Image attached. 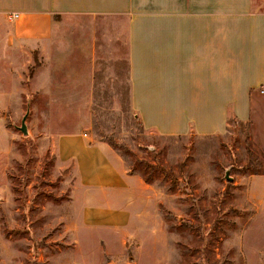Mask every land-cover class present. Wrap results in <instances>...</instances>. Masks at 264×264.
<instances>
[{"label":"rangeland","instance_id":"rangeland-1","mask_svg":"<svg viewBox=\"0 0 264 264\" xmlns=\"http://www.w3.org/2000/svg\"><path fill=\"white\" fill-rule=\"evenodd\" d=\"M127 23L74 15L54 17L47 36L0 28V264H264V84L244 119L229 108L222 131L189 119L158 131L131 97ZM73 132L107 143L148 185L130 227L83 222V188L56 153Z\"/></svg>","mask_w":264,"mask_h":264},{"label":"crops","instance_id":"crops-1","mask_svg":"<svg viewBox=\"0 0 264 264\" xmlns=\"http://www.w3.org/2000/svg\"><path fill=\"white\" fill-rule=\"evenodd\" d=\"M74 15L127 19L131 97L158 131L174 134L188 119L222 131L229 108L244 119L250 91L264 84V0H0V19L14 21L0 28L16 34L47 36L54 17ZM56 153L83 188L87 226L133 224L148 185L107 143L61 134Z\"/></svg>","mask_w":264,"mask_h":264},{"label":"water","instance_id":"water-1","mask_svg":"<svg viewBox=\"0 0 264 264\" xmlns=\"http://www.w3.org/2000/svg\"><path fill=\"white\" fill-rule=\"evenodd\" d=\"M27 117H28V113H26V114L23 116L21 126L19 127V129H20L24 134H27V133H28V128H27V125H26V119H27ZM226 178H227L228 180H232V178L229 177V170H228V169L226 170Z\"/></svg>","mask_w":264,"mask_h":264},{"label":"built area","instance_id":"built-area-1","mask_svg":"<svg viewBox=\"0 0 264 264\" xmlns=\"http://www.w3.org/2000/svg\"><path fill=\"white\" fill-rule=\"evenodd\" d=\"M17 16V14H14V17H16ZM14 17H12V18H14Z\"/></svg>","mask_w":264,"mask_h":264}]
</instances>
